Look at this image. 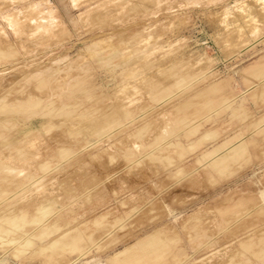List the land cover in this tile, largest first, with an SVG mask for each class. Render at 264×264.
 <instances>
[{
    "label": "rangeland",
    "instance_id": "1",
    "mask_svg": "<svg viewBox=\"0 0 264 264\" xmlns=\"http://www.w3.org/2000/svg\"><path fill=\"white\" fill-rule=\"evenodd\" d=\"M0 264H264V0H0Z\"/></svg>",
    "mask_w": 264,
    "mask_h": 264
},
{
    "label": "bare ground",
    "instance_id": "2",
    "mask_svg": "<svg viewBox=\"0 0 264 264\" xmlns=\"http://www.w3.org/2000/svg\"><path fill=\"white\" fill-rule=\"evenodd\" d=\"M239 148H240V147H239ZM228 153H229V152H228ZM226 157H227V156H226ZM230 158H231V157H230ZM232 159H233V158H232ZM230 162H231V161H230ZM14 207H15V206H14ZM28 209H29V208H28ZM14 211H15V210H14ZM7 212H8V211H7ZM13 213H14V212H13ZM22 213H23V212H22ZM22 216H23V214H22ZM14 217H15V216H14ZM17 217H18V216H17ZM24 217L26 218L25 215H24ZM12 219L14 220V218H12ZM21 219H22V218H21ZM13 220H12V221H13ZM9 221H10V220H9ZM22 221H23V220H22ZM14 222H15V221H14ZM14 222H13V223H14ZM11 223H12V222H11ZM15 227H16V226H15ZM5 231H6V230H5ZM33 233H34V232H33ZM40 234H41V233H40ZM3 235H4V234H3ZM5 245H6V244H5ZM70 247H71V246H70ZM14 250H15V249H14Z\"/></svg>",
    "mask_w": 264,
    "mask_h": 264
}]
</instances>
